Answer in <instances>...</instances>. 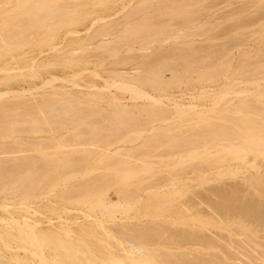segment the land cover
I'll use <instances>...</instances> for the list:
<instances>
[{"label": "bare ground", "instance_id": "bare-ground-1", "mask_svg": "<svg viewBox=\"0 0 264 264\" xmlns=\"http://www.w3.org/2000/svg\"><path fill=\"white\" fill-rule=\"evenodd\" d=\"M106 1L115 0L0 1V61L15 54L24 56L25 53H20L35 45L42 30L57 33L59 27L70 23V15L87 3ZM170 1L167 17L161 16L159 8L167 1L142 0L141 8L136 6L123 20L103 21L106 24L94 33L95 38H113L101 40L91 48L84 47L86 44L80 47L84 54L91 50L96 56L114 57V64L137 60L135 70L131 69L133 74L114 71L105 87L130 92L133 100L142 99L145 104L120 106L108 112L97 104H85L70 96L45 95L38 100L35 94L32 98L22 97L21 91L12 95L5 90L0 92V238L3 240L6 235L13 242L18 240L21 245L16 247L20 250L30 244L39 252V264H264L262 177L226 166L232 159L247 164L252 155L251 165L258 167L257 159L264 155V52L260 56L243 52L245 61L237 72L239 76L254 78L247 83L261 91L259 98L250 99L242 96L243 91L223 89L217 93L213 108L194 101L177 103L171 94L162 93L164 86L200 81L206 70L211 78H216L235 67H231L226 51L217 52L211 46L202 50L191 41L211 32L206 21L180 33L181 22L191 23L194 11L181 8L188 2ZM151 8L157 12L156 18L144 12L138 21L126 22L119 30L128 17ZM122 32L126 35H121ZM46 37L49 41L50 37ZM136 40L144 43L135 48ZM174 41L184 47L179 51L166 50L164 46ZM152 44L159 48L150 53L120 55L124 49L127 53L149 50ZM52 79L48 81L53 82ZM73 81L75 86L80 85ZM144 86L159 87L161 93L153 95ZM232 94L239 98L221 104ZM138 108L139 115H134ZM108 118L109 122H100ZM155 121L173 123L149 127ZM165 148L172 151L164 152ZM159 163L166 165L159 167ZM217 167H221L218 172H210ZM219 175L231 177L232 181L204 187L213 181L220 182ZM236 179L245 186L240 187ZM195 186L202 189L196 191ZM109 187L115 191L116 201L106 196L105 189ZM142 190L144 196L139 193ZM188 193L190 196L180 204L173 197ZM44 200L49 203H42ZM56 200L61 205L51 206ZM40 208L56 214L57 220L49 215H44V220L33 218ZM61 213L74 216L67 218ZM132 213L145 220L132 221ZM172 215L175 217L171 218ZM155 218L174 224L175 230L180 229L177 227L180 224L187 227L178 232L179 240L188 246L179 262H168L170 255L159 260L148 248L155 233ZM112 231L126 232L127 236L116 237ZM5 240L4 247L16 251L12 241L7 237ZM10 255L0 256V264H17V255Z\"/></svg>", "mask_w": 264, "mask_h": 264}, {"label": "rangeland", "instance_id": "rangeland-1", "mask_svg": "<svg viewBox=\"0 0 264 264\" xmlns=\"http://www.w3.org/2000/svg\"><path fill=\"white\" fill-rule=\"evenodd\" d=\"M0 1H7V0H0ZM63 1H70V0H63ZM116 1H117V3H116ZM141 1L142 0H131V1H129V0H115L112 2L106 1V2H103L101 4H99L97 2H90L89 4L87 3L86 5H84L82 8H79V10L77 9L76 10L77 12L75 11L74 13H72L69 17L70 23H67V24L59 27L57 29V30H59L57 33L54 34L51 30H47V31L45 30L46 32L44 30H42L41 33L37 36L38 38H36V40L37 39L38 40L35 43V45L33 44V46H31V48L30 47L25 48L23 50V52L20 53V54L25 53L27 55L24 54V56L18 57V54H15L16 56L13 55L14 58L13 57L11 58L10 56H6V57H4L3 62L0 61V67L5 66L4 68L2 67L3 69L2 68L0 69V73H1V70H3V73L0 74V92L5 90L6 92L9 93V95H12V93H14V91L16 93L23 92L22 97L26 96L29 98H32L31 96H33L35 94V97L38 96L37 97L38 100L40 99L39 97L45 96V95H46V97L53 96V95L70 96L76 100L84 102L85 104H90L91 102L93 105L97 104V105L101 106L103 109H105L106 111L108 110V112H113V110H114L113 108L116 109V107L118 108L120 106L131 107L133 105L139 106V105L145 104V102L142 99L133 100L130 96L131 95L130 92L129 93L127 91L125 92V90L120 91V89L118 90L114 87H109V88L105 87L106 82L109 81L108 79H111L113 77L111 75V73H113L114 71L124 73V74L128 73L127 75L133 74V70H135V69H133V66L138 62L137 60L136 61H130L129 63L124 62L121 64H117V63L114 64L113 60H112V59H114V57H109V56L103 55V56H105L104 57L105 60H104L102 55L100 56L98 54L96 56L95 54H97V53L92 54L91 50H90V52L88 50H87L88 52L85 51L87 53H90L89 56L86 55L87 53L84 54L83 51L80 52V49L83 48L84 44L87 45V46L85 45L84 47H90L91 48L95 44H98L99 41H101V40L105 39V41H107V39L110 40L111 38H113V36H111V37L106 36V38H104V39H101L99 37L95 38L94 33L102 25H104L106 23L116 22L119 19L123 20L124 16H126L136 6L140 7L143 5V3ZM179 1L181 2V4H182V2L183 3L188 2V3L193 4V5H191V4L188 5V3L187 4L185 3L184 5L182 4L180 6H181V8H183V7L184 8L188 7L191 9L193 8L192 10L194 11V13L192 14L193 21L191 23L184 24V22H181V25L179 27L182 28L183 31L181 30L180 33L186 31L187 30L186 27L189 28V27L199 26L201 24L207 23L206 25H209V26H207L209 28V31L211 30V32H208L209 36L207 34L204 36H195L191 39V41L196 45V47L198 46L202 50L211 46V50H215L217 52L226 51L230 57L231 67H235V68H233L231 71L226 72L222 75L216 76V78L215 77L211 78L210 72L208 70H206L205 71V77L202 80L189 82V83H181V84L170 83V84L164 86L165 91L163 90L162 93L165 92L168 96H170L169 94H171L174 97L173 100L176 102L178 101L177 103H184L185 102L187 104L189 102L194 101L193 103L204 104V105H207L209 108H213L214 100L217 96V93L222 91L223 89H227L230 91H243L242 96H245L246 98H250V99L259 98V94L261 91L254 88V85L247 83V82L252 81L254 78H252L251 76H248L246 78L244 76H239L237 74V72L239 70L240 65L242 63H244V61H245L243 59L244 58L243 52H249V54H251V55L257 53L258 56H260L264 52V25H263L264 24V6H263L264 2H259V1H264V0H179ZM179 1L176 0V2H178V3H179ZM257 1H258V3H257ZM152 2H154V3L166 2L165 5L164 4L163 5L161 4L162 6L159 5L160 6L159 8H160V11L162 14V15L161 14L160 15L161 16H167L166 14L169 11V9H168L169 4L171 3L170 0H160V1L159 0H155V1L152 0ZM168 2H170V3H168ZM260 3H263V4L261 5ZM122 4H124V5H122ZM258 4H260L261 6H259ZM111 7H112V9H111ZM188 10H190V9H188ZM139 12H136L135 13L136 15H131V17H128L125 20V22H122L121 25H119V27H120L119 30H122V28H124V24L126 22L127 23L129 22L128 24H130V23L132 24V22L138 21L140 19L139 17L144 12L151 13V16H153L154 18L157 17L156 16L157 15L156 10L155 9L153 10L152 8L147 9V10L143 9V10H141L140 13ZM154 13H156V14H154ZM99 16L103 20H101ZM104 17H106V18H104ZM162 18L164 19L165 17H162ZM109 19H110V21L108 22L107 20H109ZM75 20H77V21L75 22ZM103 21H106V23ZM205 21H206V23H205ZM102 22H103V24H102ZM197 23H199V24L197 25ZM88 28H89V30H87ZM83 30H85V31H83ZM119 32H121V31H119ZM42 33L44 34L43 36H42ZM123 33L124 32H122L121 35H126V32L124 34ZM45 37L46 38L50 37V39L48 38L49 41L47 39H45ZM63 37H65V38H63ZM92 37L94 40L92 39ZM59 38H60V40H59ZM44 39L46 41H44ZM63 40H64V42H63ZM136 41H138V40H136ZM139 41L136 42L135 44H133V46L135 48H138L140 46V44L144 43L142 41L141 42H139ZM174 42L166 44L164 46L165 48H167L166 50H171L174 48L176 51H179V49L181 47H184L183 43H178L179 41H174ZM37 43H38V45H37ZM55 44H59L58 47ZM80 44H81V46H80ZM45 45H47V46H45ZM151 47L152 48H150L149 50H146V51L134 50L130 53H127L124 49V50L120 51V55H122V54L127 55V54L150 53L151 50H157L159 48V46L157 44H155V45L152 44ZM156 47H158V48H156ZM47 48H48V50H47ZM68 48H70L71 50ZM28 49H31V50H28ZM37 49H40V51L39 50L37 51ZM55 49H57V50H55ZM50 50H52V51H50ZM63 50L65 53L63 52ZM211 50H209V54H211V52H212ZM27 51L29 52V54ZM62 52H63V55L65 54L64 56H62ZM69 52H72V53L70 55H68L67 53H69ZM74 52L75 53L77 52V53L74 55ZM72 54L74 56H72ZM202 54L204 55V53H202ZM70 56H71V58H69ZM83 56H85V57L83 58ZM205 57H206L205 58L206 60L212 61L211 57H209V58L207 56H205ZM15 58H16V61H14ZM10 59H13V60L11 61ZM17 59H18V61H17ZM6 60H7V62H5ZM8 60H10L11 62ZM29 60H32L33 64ZM73 60H74V62L76 60L79 63H77V62L73 63ZM101 60H103V61L101 62ZM111 60H112V63L114 66L111 65L112 63H109ZM171 60L172 59H170V61ZM249 60H252V59H249ZM85 61H88L89 63L86 62L84 64ZM61 62H63V63H61ZM81 62L83 64H81ZM56 65H58V66H56ZM106 67H108L110 69H106ZM17 68L19 69V71ZM21 68H22V70H21ZM5 69H6V71H5ZM28 69H30V70H28ZM93 69H95V70H93ZM131 69H133V70L131 71ZM11 70H15V71L17 70V71L15 72V71H11ZM26 70H27V72H26ZM92 70H93L95 76H97V77H94ZM104 70L106 71V73L109 72L110 74L107 75L104 72ZM33 71L37 75H35V73L34 74L31 73ZM71 71H73V72H71ZM88 72H90V73H88ZM51 74H53V75L51 76ZM75 74L77 75V77ZM168 74L169 73L166 72V77L169 76ZM59 75H60V77H59ZM71 75H73V76H71ZM51 77H53V79ZM57 77H59V78H57ZM70 77H71V79H70ZM50 78L52 79L53 82L48 81V80H51ZM106 78H107V80H106ZM72 79L75 81H73ZM18 80H20V81H18ZM76 80H78V81L76 82ZM247 80H249V81H247ZM44 81L49 82L50 85L45 84ZM65 81H66V83H65ZM72 81L74 83H78V85L80 84L81 86L80 85L75 86L74 84H72ZM86 82L87 83L89 82L90 84L93 83V84L87 85ZM42 84H45V85L43 86ZM46 85H49V86H46ZM70 85L72 87L73 86L74 87L72 88ZM90 86H92V88ZM95 86H97L98 88ZM99 86L101 87V91H100ZM186 86H188V87H186ZM223 86H224V88H222ZM75 87L77 88V91H76ZM144 87L151 94H153V93L158 94L159 92L161 93V90L158 89L159 87L158 88H156V87L152 88L150 86H144ZM95 89H97V90H95ZM79 90H82V92ZM190 90H191V92H190ZM205 91H207L208 94ZM27 92H29V93H27ZM30 92H32V93H30ZM180 92L184 93V95L180 94ZM68 94H70V95H68ZM192 94H196V95H192ZM199 95H201V96L199 97ZM179 96H181V97H179ZM26 97H24V98H26ZM114 97L116 99H114ZM37 98L36 99L34 98V99L37 100ZM117 98L120 100H118ZM181 98H182V100H181ZM237 98H239V97H237L236 95H233V94L228 95L224 100H222L221 104H224V102H232V101L236 100ZM96 99H99V100H96ZM129 99H130V101H129ZM116 100H118L119 103H118V101L116 102ZM165 103L167 104L168 101H165ZM257 104L260 105V102H258ZM221 107H222V105H221ZM135 112H136V114H135ZM137 112H139V108L137 110L135 109L133 111V114L139 115V113H137ZM117 114H118V111H117ZM109 121H110L109 118L106 120H104V119L100 120V122H109ZM172 123L173 122H171V121H167L164 123L161 121H155L154 123L150 124L151 126H149V127H154V126H159V125H163V126L164 125H170ZM164 150H165L164 152H166V151L170 152V151H172V148H165ZM248 159L250 161L247 164H244L239 159H232V160H230L229 164L226 166L228 168H237L238 167L245 174L248 172V174L262 177L261 181L264 183V177L262 176L264 174V155L257 159V161L259 163L258 167L257 166L254 167L253 165H251V163L253 161L252 155H250L248 157ZM165 165H166L165 163H161V164L159 163L158 164L159 167H163ZM219 168H221V167H219ZM219 168L218 167L212 168V169H210V172H213V173L218 172ZM88 169H89V166H88ZM156 176H157V174H156ZM242 176H244V175H241V177ZM217 177L220 179V182H218V181L214 182L213 181V182L209 183L210 185L205 184L204 187L212 186L215 184H222V183L232 181V178L228 177V176L219 175ZM157 178L158 177H156L155 180H158ZM236 180H237V182H240L239 183L240 187L245 186L244 183H242L238 179H236ZM212 183H214V184H212ZM108 184L109 183L104 184V185L106 186ZM198 187L195 186L194 190L199 191L202 189V187H200V186H198ZM261 187H264V184L262 186H260V188ZM262 189H264V188H262ZM168 190H170L171 192H174V189H172V188H169ZM105 191H106V196L109 197L110 200H112V201L117 200V196L115 195V193H114L115 191L113 190V188H111V187L106 188ZM139 193L142 194V196L145 195L143 190L140 191ZM188 195H189V193L187 195L184 194V197H183V196H177L176 194H174L173 197L175 198L176 202L180 204V202L184 201ZM43 202H44V204H46V202H48V201L44 200V201H42V203ZM52 204H53V207H59L61 205L60 201H57V200L53 201V203H51V206H52ZM44 215H49L50 217H53L54 221L57 220L55 218L56 214L48 211V209H46V208H40V213H37L36 215H34L33 218H35L37 220H44ZM61 215L63 217H67V218H72V216H74L73 213H71V214L61 213ZM132 215H133V213H132ZM139 216H140V214H139ZM139 216L133 215L130 217H131L132 221H134V220L137 221V219H140L141 221L145 220L144 218H141ZM170 217L174 218L175 216L172 215ZM131 220H128V221L132 222ZM154 221L155 222L153 223V226L155 228V233L151 237V241H149L150 243L148 244V248H150L151 252L154 255H156V257L159 260H163L164 256L170 255V258H168V262H170V263L179 262L180 259L182 260L185 257L183 254H185L186 249H188V246L186 243L179 240V236H178L179 233L178 232L180 229L182 230V229H185L187 227L183 224H180L177 226L180 229L175 230L174 224H170L167 220L155 218ZM168 226L170 227L171 230L169 229ZM112 233L116 237L126 238V236H127L126 232L119 233L116 231H112ZM6 237H7V240L10 239L9 240L10 242L13 240V239L9 238L10 236L8 237L6 235H3L2 239L5 240ZM3 240H1V238H0V252H1L0 256L5 255V257H6L7 255L13 254L12 256L17 255V258H16L17 264H39V258H38L39 252L37 249L33 248L30 244L26 243L24 246V250H20V248H17V247H20L21 243H19L18 240L13 242L14 241L13 240L11 242V244H13V246H15L14 249L17 252L12 251V250L10 252L9 249L4 247L5 245H3V242H5L6 240L5 241H3Z\"/></svg>", "mask_w": 264, "mask_h": 264}]
</instances>
